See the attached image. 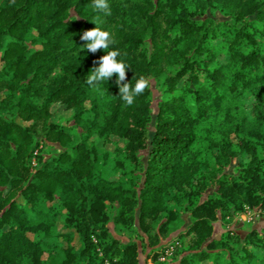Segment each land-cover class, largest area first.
<instances>
[{
    "label": "trees",
    "instance_id": "obj_1",
    "mask_svg": "<svg viewBox=\"0 0 264 264\" xmlns=\"http://www.w3.org/2000/svg\"><path fill=\"white\" fill-rule=\"evenodd\" d=\"M108 3L0 0V264H146L173 239L178 264H264V228L215 227L264 210V0ZM96 26L150 81L130 107L115 75L86 83Z\"/></svg>",
    "mask_w": 264,
    "mask_h": 264
},
{
    "label": "clouds",
    "instance_id": "obj_2",
    "mask_svg": "<svg viewBox=\"0 0 264 264\" xmlns=\"http://www.w3.org/2000/svg\"><path fill=\"white\" fill-rule=\"evenodd\" d=\"M92 7L96 12L102 14L103 17L111 15V7L108 0H91ZM101 15H97L93 19V24L103 23ZM80 39L85 41L84 48L87 52L95 54L98 50L107 51L109 47L115 44L113 36L105 30H101L100 27H94L91 30H86L81 35ZM120 55L119 50L107 51V54L100 57L98 67H95L91 74L88 76L86 83L90 87L99 89V85L107 82L114 75L116 77V84L119 88V95L123 100L126 107H130L135 102L137 96L142 95L146 89L150 87V81L141 76L135 83V86H131L127 82L126 71L129 66L122 60H117Z\"/></svg>",
    "mask_w": 264,
    "mask_h": 264
},
{
    "label": "rangeland",
    "instance_id": "obj_3",
    "mask_svg": "<svg viewBox=\"0 0 264 264\" xmlns=\"http://www.w3.org/2000/svg\"><path fill=\"white\" fill-rule=\"evenodd\" d=\"M53 111L59 112L58 123L65 125L67 119L70 117V111H66L63 106L55 104L51 108ZM115 141L116 139L113 138ZM109 150L113 149V146L110 145ZM104 175H107L105 172V167H102ZM183 220L185 225L189 223L190 216L189 214L183 215ZM216 233L219 235L222 231L226 230H247V229H257L261 230L264 228V210L255 211L245 208L244 211L237 212L233 217L226 218L222 221H219L215 224ZM183 249V244L173 239L170 243L165 245L163 251L159 252L156 258H149L146 264H178L177 255ZM147 253L141 254V263L145 261V256Z\"/></svg>",
    "mask_w": 264,
    "mask_h": 264
}]
</instances>
